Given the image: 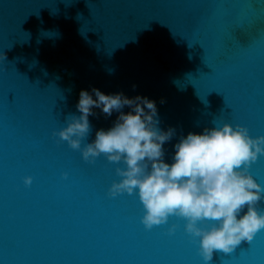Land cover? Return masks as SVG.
Returning <instances> with one entry per match:
<instances>
[{
	"label": "water",
	"instance_id": "1",
	"mask_svg": "<svg viewBox=\"0 0 264 264\" xmlns=\"http://www.w3.org/2000/svg\"><path fill=\"white\" fill-rule=\"evenodd\" d=\"M91 88L154 100L166 162L206 127L264 135V0H0V264H204L183 218L146 230L138 196L108 195L122 163L53 136ZM95 111L81 147L117 116ZM262 233L208 264H264Z\"/></svg>",
	"mask_w": 264,
	"mask_h": 264
},
{
	"label": "clouds",
	"instance_id": "2",
	"mask_svg": "<svg viewBox=\"0 0 264 264\" xmlns=\"http://www.w3.org/2000/svg\"><path fill=\"white\" fill-rule=\"evenodd\" d=\"M75 107L79 115L68 116L66 126L53 131V136L66 141L89 163L103 155L109 162L123 164L115 169L120 179L112 182L108 195L138 196L146 230L167 223L170 216L183 218L184 231L198 243L197 252L208 264L214 252L230 254L264 229V208L260 207L264 185L249 171L264 157V135L253 137L240 124L206 127L180 136L166 162L164 145L174 129L159 127L154 100L91 88L80 90ZM96 109L105 117L115 112L116 119L111 127L97 129L94 139L81 147ZM23 182L30 185L32 178L26 176ZM176 227L169 226L168 234Z\"/></svg>",
	"mask_w": 264,
	"mask_h": 264
},
{
	"label": "snow or ice",
	"instance_id": "3",
	"mask_svg": "<svg viewBox=\"0 0 264 264\" xmlns=\"http://www.w3.org/2000/svg\"><path fill=\"white\" fill-rule=\"evenodd\" d=\"M261 176H264V165H261V168L259 169V173ZM261 238H264V233L261 234ZM254 239V237H253ZM253 239L251 241H246L247 242V248H251L252 243H253ZM244 250V249H241ZM236 251V249L234 250ZM233 251V252H234ZM220 264H225V261L222 258H219Z\"/></svg>",
	"mask_w": 264,
	"mask_h": 264
}]
</instances>
